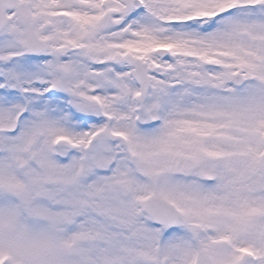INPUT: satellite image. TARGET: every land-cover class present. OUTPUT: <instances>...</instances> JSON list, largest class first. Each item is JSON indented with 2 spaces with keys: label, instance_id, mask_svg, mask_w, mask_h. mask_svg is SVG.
<instances>
[{
  "label": "snow or ice",
  "instance_id": "obj_1",
  "mask_svg": "<svg viewBox=\"0 0 264 264\" xmlns=\"http://www.w3.org/2000/svg\"><path fill=\"white\" fill-rule=\"evenodd\" d=\"M0 264H264V0H0Z\"/></svg>",
  "mask_w": 264,
  "mask_h": 264
}]
</instances>
